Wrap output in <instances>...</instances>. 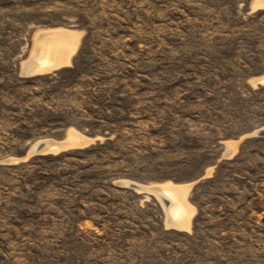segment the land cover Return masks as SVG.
Listing matches in <instances>:
<instances>
[{"label":"rangeland","instance_id":"1","mask_svg":"<svg viewBox=\"0 0 264 264\" xmlns=\"http://www.w3.org/2000/svg\"><path fill=\"white\" fill-rule=\"evenodd\" d=\"M259 129L264 0H0V264H264Z\"/></svg>","mask_w":264,"mask_h":264},{"label":"bare ground","instance_id":"2","mask_svg":"<svg viewBox=\"0 0 264 264\" xmlns=\"http://www.w3.org/2000/svg\"><path fill=\"white\" fill-rule=\"evenodd\" d=\"M63 32L62 31L55 32V30H54V31H50V32L49 31L48 32H41V33H39L36 36V38H35L36 39V44L35 45H36L37 49L39 50V52L42 53V55H43L42 57L43 58L45 57V58L48 59L49 55L53 52L54 49H57L58 46H62L63 44H67L69 42V39H71V36L69 34H67L65 32L63 33ZM74 45H76V44H74ZM37 49H35V50H37ZM62 50H64V49L62 48ZM71 50H73V49H71ZM36 52L37 51H35V54L33 53V56L36 55ZM36 56H38V55H36ZM58 57H59V55H58ZM39 59H41V57ZM32 60H33V58H32ZM32 60L30 61V63L32 62ZM34 61H35V59H34ZM68 61H69V57H65L64 56L63 58H60L59 61H58L59 63L58 62L57 63H58V66H59L61 64L67 63ZM28 63H26V65H25L27 68H28ZM32 64H33V62H32ZM29 66H30V64H29ZM33 67L31 66V68H32L33 71L37 70V69L34 70ZM32 70H30V72ZM26 72H27V70H26ZM154 188H156L158 190L157 197L159 198V200L163 204H164V201H166V204L168 203L167 205L164 204L165 205V211H166V216H167V222H168V224L169 225L179 226L178 223H180V222L174 221V220L176 219V217H181L180 214L186 209L185 208L186 205L184 203V199H185L184 192L182 191V189L177 188V187H174V186H171V185L158 186V187H154ZM187 217H189V216H187ZM184 219H185V217H184ZM179 227H183V226H179Z\"/></svg>","mask_w":264,"mask_h":264},{"label":"water","instance_id":"3","mask_svg":"<svg viewBox=\"0 0 264 264\" xmlns=\"http://www.w3.org/2000/svg\"><path fill=\"white\" fill-rule=\"evenodd\" d=\"M256 136H260V137H264V129H259L257 131H255L254 133ZM71 142H76V143H84L86 142V140L80 136H75V138L71 139ZM54 143L52 141H48V140H43V141H39L37 143H35L31 149L30 152L31 153H41L44 152L46 150H48ZM61 146V145H60ZM120 185L122 187H129V188H133L139 191H143L146 192L148 194L154 195L157 197L158 194V190L156 188L153 187H146L137 183H133V182H121ZM164 203H166V201H164Z\"/></svg>","mask_w":264,"mask_h":264},{"label":"trees","instance_id":"4","mask_svg":"<svg viewBox=\"0 0 264 264\" xmlns=\"http://www.w3.org/2000/svg\"><path fill=\"white\" fill-rule=\"evenodd\" d=\"M105 144H106V143H104V144H102V145H99V147H103ZM96 147H98V146H96Z\"/></svg>","mask_w":264,"mask_h":264}]
</instances>
